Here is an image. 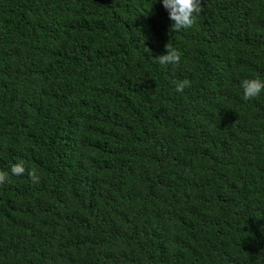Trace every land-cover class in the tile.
Instances as JSON below:
<instances>
[{"label":"trees","instance_id":"16d2710c","mask_svg":"<svg viewBox=\"0 0 264 264\" xmlns=\"http://www.w3.org/2000/svg\"><path fill=\"white\" fill-rule=\"evenodd\" d=\"M201 3L0 0V264H264V0Z\"/></svg>","mask_w":264,"mask_h":264},{"label":"clouds","instance_id":"9594fccd","mask_svg":"<svg viewBox=\"0 0 264 264\" xmlns=\"http://www.w3.org/2000/svg\"><path fill=\"white\" fill-rule=\"evenodd\" d=\"M164 8L169 13V19L173 22L171 31L176 32L181 29L191 28L195 23V16H198L202 11L201 0H162ZM195 14V15H194ZM146 51L151 52L146 48ZM167 54L156 57L161 65H177L180 62V53L171 47L170 43L165 45ZM190 86V82L184 80L177 84V91H183L185 87ZM241 87L244 90L243 99L249 100L260 95L264 91V82L259 79H245L241 82ZM25 167L23 163H16L11 167L12 175H23ZM30 179L38 182V176L33 169L28 173ZM8 179V173L0 171V184H3Z\"/></svg>","mask_w":264,"mask_h":264}]
</instances>
